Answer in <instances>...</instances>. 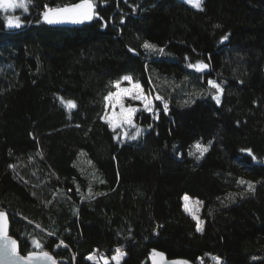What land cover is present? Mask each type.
<instances>
[{
  "label": "trees",
  "instance_id": "obj_1",
  "mask_svg": "<svg viewBox=\"0 0 264 264\" xmlns=\"http://www.w3.org/2000/svg\"><path fill=\"white\" fill-rule=\"evenodd\" d=\"M77 2L31 0L19 28L0 12V209L20 252L37 240L60 264L116 249L120 264H151L153 250L264 264V0H93L91 23L42 20L44 5ZM125 75L162 100L121 142L104 98ZM185 195L204 203L202 232Z\"/></svg>",
  "mask_w": 264,
  "mask_h": 264
},
{
  "label": "snow or ice",
  "instance_id": "obj_2",
  "mask_svg": "<svg viewBox=\"0 0 264 264\" xmlns=\"http://www.w3.org/2000/svg\"><path fill=\"white\" fill-rule=\"evenodd\" d=\"M186 3L192 5L193 7L202 10L201 4L202 0H186ZM31 6V0H0V12H4L7 15L5 16V22L7 27L19 28L23 26V22L19 16H14L9 13H14L17 9L22 10L23 12H28L29 7ZM96 4L93 0H79L77 3H72L69 5L51 7L49 5L43 6V11L41 13L42 20L48 24L56 23H83L85 21H90L94 16H97ZM227 36L223 37V40H227ZM143 48L147 50H152L155 48L154 45L145 42ZM159 52H163V49H159ZM189 67L195 69L198 72H203L208 65L203 64L202 62L196 64H189ZM122 81H127L131 84V87L121 88ZM209 86L215 90V100L217 103L220 102V94L223 92V88L219 83L214 80L208 81ZM113 87L117 90L115 92H109L105 96V101L110 104H118L120 107V112H113L111 117L105 115L103 117L108 123L113 132H116L118 128L124 129L123 137L128 140H136L142 132V129L137 127L133 122V116L140 109L136 107H127L125 108L122 100L125 96H129L132 100H138L143 102V111L151 112L153 111V101L148 99L147 95L143 92L142 85L139 82L133 83L132 77L130 75H125L122 79H118L113 82ZM155 100H162V97L156 95ZM65 106L68 109L76 107L74 101H67ZM164 110H167V104L163 105ZM158 115V113H157ZM129 129H135L134 132H129ZM117 139H120V136H117ZM196 149L199 151L200 156L208 150V147L197 142L195 145ZM250 151V150H249ZM199 158V157H198ZM9 167H14L10 165ZM241 184L247 183L249 190H254V186L251 182L240 181ZM71 191V189H69ZM89 195H91V187H89ZM187 201L189 198L184 197ZM202 222L197 219L196 230L202 232L203 228L201 227ZM52 235V233H50ZM34 247L40 249V251H31L27 255H21L19 252L18 242L15 239H12L8 235V214L0 210V262L4 264H47L51 261V264H58L54 257H52L48 252L43 251V245L40 241H34ZM60 245H63V241H60ZM60 245H57L59 247ZM67 247V245H64ZM125 255L120 249H116V255L112 256L111 259L120 264L123 256ZM157 258L159 261L164 260V254L158 253L153 250V260L154 264H157ZM88 260H93L92 256L87 257ZM104 264H109V261L106 257H102ZM217 264H220L219 258H215ZM173 264H188L187 261H174Z\"/></svg>",
  "mask_w": 264,
  "mask_h": 264
},
{
  "label": "rangeland",
  "instance_id": "obj_3",
  "mask_svg": "<svg viewBox=\"0 0 264 264\" xmlns=\"http://www.w3.org/2000/svg\"><path fill=\"white\" fill-rule=\"evenodd\" d=\"M184 1H186V0H184ZM202 3H203V0H202ZM201 8H202V4H201ZM18 10L19 9H17L14 13H16ZM14 13H9V14L14 15ZM14 16H16V15H14ZM132 82L133 83H136L133 80H132ZM127 87H131V84H129V82H127V81H122L121 88H127ZM115 91H117V90L115 89ZM143 92H144V90H143ZM145 95H147L148 99H150V100L153 101V111H151V112L143 111V102L142 101H138V100H132L130 98V95L129 96H125V98L122 100V103L124 104L125 108L131 106V107H136V108L140 109L139 111H137V113L134 114V116H133V122H134V124L137 127H139L140 129H142L141 134L143 133L144 128L138 125V121H137V117H136L137 114L139 112H143V113H147V114L148 113L149 114L155 113V101L156 100L154 99L153 96H149L146 93H145ZM113 112H116V113H119L120 112L119 105L118 104H110L109 102H107V109H106L105 115L111 117V115H112ZM105 115H104V117H105ZM123 131H124V129H120V128H118L116 130V135L117 136H120V139L119 140L121 142L131 141V140L125 139L123 137ZM128 131L131 133V132H134L135 129H129ZM185 196H187L189 198L187 201L184 199ZM185 196L183 197V207H184L185 212L189 216H191L194 220H196V222H197V219L199 221H201L202 222L201 227H202L203 226V222H204V220L202 218V211H203V208H204V203L202 201L196 199V198L190 197L189 195H185ZM34 241H37V240H34ZM33 247H34V243H33ZM37 250H40V249H37ZM91 256L93 257V260H91V261L94 262L95 264H104V260L101 259L102 257H106L108 259L109 263L113 262V263L116 264V262L114 260H112L111 257H108V256H101L100 258H98L96 255H91ZM124 257H125V255L123 256V258ZM123 258H122V260H123Z\"/></svg>",
  "mask_w": 264,
  "mask_h": 264
},
{
  "label": "water",
  "instance_id": "obj_4",
  "mask_svg": "<svg viewBox=\"0 0 264 264\" xmlns=\"http://www.w3.org/2000/svg\"><path fill=\"white\" fill-rule=\"evenodd\" d=\"M94 18H95V16L93 17V19L92 20H90V21H85V22H83V23H56V24H48V23H46V22H44V23H46L48 26H51V27H80V26H82V25H84V24H88V23H91L93 20H94ZM0 210H3V211H5L7 214H8V235L12 238V239H15L17 242H18V246H19V252H20V243H19V241L11 234V224H10V216H9V213H8V211L7 210H5V209H0ZM36 251H40V250H36ZM47 252V251H46ZM156 252H158V251H156ZM52 257H54L53 256V254L52 253H50V252H48ZM158 253H161V252H158ZM20 254L21 255H24V254H22L21 252H20ZM27 255V254H26ZM55 258V257H54ZM56 260V259H55ZM57 261V260H56ZM174 261H187V260H184V259H169V258H167L165 255H164V260L163 261H159V259L157 258V264H173V262ZM58 262V261H57ZM188 262V264H193V263H191V262H189V261H187ZM0 264H4V262H0ZM47 264H51V261H49V262H47ZM58 264H60L59 262H58ZM151 264H154V260H153V255L151 256Z\"/></svg>",
  "mask_w": 264,
  "mask_h": 264
}]
</instances>
